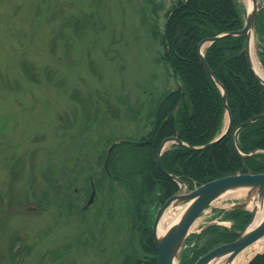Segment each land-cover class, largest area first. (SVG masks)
Masks as SVG:
<instances>
[{"label": "rangeland", "instance_id": "rangeland-1", "mask_svg": "<svg viewBox=\"0 0 264 264\" xmlns=\"http://www.w3.org/2000/svg\"><path fill=\"white\" fill-rule=\"evenodd\" d=\"M182 1L0 0V264L145 259L123 192L96 185L99 156L114 143L153 141L148 115L176 91L153 33ZM45 173L77 211L22 207L25 194L44 190ZM244 198L213 204L193 233ZM158 207L148 211L150 233ZM182 211L165 214L164 230Z\"/></svg>", "mask_w": 264, "mask_h": 264}, {"label": "trees", "instance_id": "trees-1", "mask_svg": "<svg viewBox=\"0 0 264 264\" xmlns=\"http://www.w3.org/2000/svg\"><path fill=\"white\" fill-rule=\"evenodd\" d=\"M244 18L245 10L239 0H183L166 13L162 33H153L160 40L162 61L172 79L184 86L185 100L174 113L180 94L177 91L165 94L148 115L151 126L148 138L153 141L144 147L130 143L115 146L108 158L110 177L101 170V178L96 181L100 187L99 182L104 181L108 191H112V184L119 187L126 197L130 220L141 229L139 249L145 259L140 262L126 259L124 264H156L148 211L162 205L178 191L155 166L160 143L176 137L189 147H204L218 137L223 128L221 94L201 67L197 50L205 40L240 31ZM256 36L258 59L264 70V7L257 17ZM243 47V38H223L211 44L203 58L225 92L232 130L253 120L236 136L237 150L246 158L241 160L233 151L230 133L216 146L202 152L172 146L161 157L162 167L190 190L237 174L264 175V119H256L264 116V89L250 74L241 54ZM106 155L99 156L100 166ZM50 174L41 175L39 188L44 190L38 195L23 196L22 207H32L38 212L52 205L59 211L56 213H71L75 208L68 189L58 185ZM216 217L230 222L235 232H242L250 221L249 214L240 211L220 212ZM234 241L226 230L208 227L197 240L196 236L187 239L179 264H195L215 248ZM250 264H264V255Z\"/></svg>", "mask_w": 264, "mask_h": 264}, {"label": "water", "instance_id": "water-1", "mask_svg": "<svg viewBox=\"0 0 264 264\" xmlns=\"http://www.w3.org/2000/svg\"><path fill=\"white\" fill-rule=\"evenodd\" d=\"M246 2L248 3V6L246 5L245 7V22L241 31L228 33L217 36L213 39L205 40L200 43L197 50L201 67L204 69L208 77L221 93L223 109L222 114L226 118L225 126L221 135L213 142L201 148L189 147L183 144L177 138L173 137L162 141L157 149V155L155 159L156 168L165 178L178 186V192L176 195L168 199L158 209L154 218L151 230V238L156 254V264H178L183 246L187 238L193 234V227L199 216L219 200L233 196V194L237 193L239 195L245 194V198L241 203H237L231 206L229 208V211H240L249 214L250 221L248 225L240 233L226 228L227 231L233 237H235L236 240L233 243L226 244L214 249L213 251L200 258L195 264H229L242 251L246 250L256 242L264 238V175H252L248 172L246 174H237L234 176L225 177L216 181L209 182L196 188L192 192H189L187 186H185L177 178L167 174L163 170L161 165V157L165 151V148L170 144H174L177 147L185 149L189 152H202L216 146L231 131L232 120L231 114L227 108L225 92L221 85L215 80L213 74L211 73L203 59L202 52L205 48L223 38H243L244 47L241 54L244 55V59L250 74L255 79V81L264 89V80L256 75L252 64V56L256 54L257 57L255 30L257 15L259 12L258 5L256 0H246ZM177 89L180 93V100L174 112L185 100V90L181 82H178ZM256 119H264V116L258 117ZM252 122L253 120H250L242 125H239L232 131L230 136L232 149L241 160L245 159L246 157L241 155L236 148V134L243 127L250 125ZM147 143L148 142L138 143L136 144V146H143ZM117 145L118 143H114L113 146L108 150L107 159L104 162L103 169L108 176V157L113 148ZM94 196L95 192L92 188V192L90 194L89 201L85 206V209L92 204ZM177 208H183V211L175 219L176 221L174 223L171 222V224L162 233H157L164 214L170 210H174ZM258 215H260L259 219H257ZM209 226H212V224ZM202 231L197 233L196 238H198L199 234Z\"/></svg>", "mask_w": 264, "mask_h": 264}, {"label": "bare ground", "instance_id": "bare-ground-1", "mask_svg": "<svg viewBox=\"0 0 264 264\" xmlns=\"http://www.w3.org/2000/svg\"><path fill=\"white\" fill-rule=\"evenodd\" d=\"M245 1V5L248 6V3ZM252 64H253V68L254 71L256 73V75L264 80V72L263 70L259 67L257 60L254 56H252ZM234 197H238L241 196L238 193L237 194H233ZM165 216L162 219L161 224L159 225V230L157 231V233H162L164 231L163 228V224L165 221ZM260 218V215L257 216V219ZM176 219V218H175ZM175 219H173V223L176 221ZM256 223V222H255ZM264 252V238H262L261 240H259L258 242H256L255 244H253L251 247L247 248L246 250L242 251L239 255H237V257L229 264H247L255 255L263 253ZM216 264V263H215Z\"/></svg>", "mask_w": 264, "mask_h": 264}]
</instances>
